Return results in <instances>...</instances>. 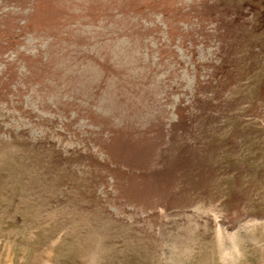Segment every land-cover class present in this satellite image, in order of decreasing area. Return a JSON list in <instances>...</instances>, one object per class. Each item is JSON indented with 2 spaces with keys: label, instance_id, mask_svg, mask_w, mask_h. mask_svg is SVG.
<instances>
[{
  "label": "rangeland",
  "instance_id": "374dc122",
  "mask_svg": "<svg viewBox=\"0 0 264 264\" xmlns=\"http://www.w3.org/2000/svg\"><path fill=\"white\" fill-rule=\"evenodd\" d=\"M0 264H264V0H0Z\"/></svg>",
  "mask_w": 264,
  "mask_h": 264
}]
</instances>
